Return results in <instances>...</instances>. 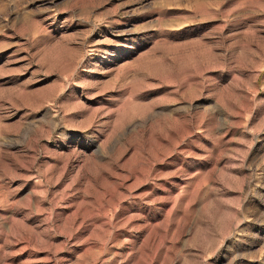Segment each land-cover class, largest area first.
I'll return each mask as SVG.
<instances>
[{
  "label": "rangeland",
  "instance_id": "rangeland-1",
  "mask_svg": "<svg viewBox=\"0 0 264 264\" xmlns=\"http://www.w3.org/2000/svg\"><path fill=\"white\" fill-rule=\"evenodd\" d=\"M0 264H264V0H0Z\"/></svg>",
  "mask_w": 264,
  "mask_h": 264
}]
</instances>
